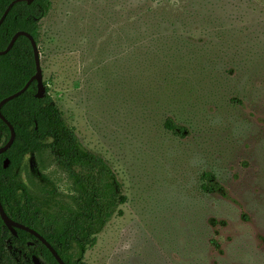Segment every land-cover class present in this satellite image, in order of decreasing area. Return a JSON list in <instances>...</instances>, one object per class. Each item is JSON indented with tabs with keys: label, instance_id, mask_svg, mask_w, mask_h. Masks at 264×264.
I'll return each mask as SVG.
<instances>
[{
	"label": "rangeland",
	"instance_id": "obj_1",
	"mask_svg": "<svg viewBox=\"0 0 264 264\" xmlns=\"http://www.w3.org/2000/svg\"><path fill=\"white\" fill-rule=\"evenodd\" d=\"M52 3L44 82L128 198L86 264H264V0Z\"/></svg>",
	"mask_w": 264,
	"mask_h": 264
},
{
	"label": "trees",
	"instance_id": "obj_2",
	"mask_svg": "<svg viewBox=\"0 0 264 264\" xmlns=\"http://www.w3.org/2000/svg\"><path fill=\"white\" fill-rule=\"evenodd\" d=\"M15 1L0 0V20ZM52 9V0L15 4L0 27V51H5L19 32L31 34L40 50L42 22ZM36 73L31 41L21 36L7 55L0 56V103L23 90ZM45 86L43 99L36 97L38 83L34 81L26 93L2 107L16 140L0 155V201L13 221L37 231L65 264H86L87 252L128 198L112 166L85 147L46 82ZM166 127L177 136L186 131L172 119ZM11 137L10 127L0 118V148ZM45 155L70 180V193L62 191L41 168L39 161H44ZM6 160L10 161L8 168ZM29 160L36 164L29 173L32 187L23 178ZM202 180L205 193L227 195L214 173H204ZM17 233L14 236L0 215V264H35L34 256L42 264H59L35 236L23 230Z\"/></svg>",
	"mask_w": 264,
	"mask_h": 264
},
{
	"label": "water",
	"instance_id": "obj_3",
	"mask_svg": "<svg viewBox=\"0 0 264 264\" xmlns=\"http://www.w3.org/2000/svg\"><path fill=\"white\" fill-rule=\"evenodd\" d=\"M28 2L29 4H31L34 0H16L15 2H13L9 7L8 9L6 10V12L4 13L3 17L1 18L0 20V27L2 26V24L4 23L6 17L8 16L9 12L11 11L12 7L19 3V2ZM21 36H25L27 37L30 41H31V44H32V47H33V50H34V55H35V61H36V66H37V73L36 75L30 80V82L25 86V88L23 90H21L20 92L4 99L1 103H0V118L6 123L8 124V126L10 127L11 129V132H12V137H11V140L8 142V144L2 148H0V155L2 154H5L7 153L11 147L13 146L15 140H16V132H15V129L14 127L7 121V119L4 117V115L2 114V107L22 96L24 93H26L28 91V89L30 88L31 84L36 81L38 83V93H37V98L38 99H43L46 95V86H45V82H44V73H43V68H42V64H41V56H40V50H39V47H38V44L36 42V40L34 39V37L29 34V33H26V32H19L17 33L10 45L8 46V48L1 52L0 51V56H3V55H7L11 50L12 48L14 47V44L16 43V41L18 40V38H20ZM10 164V161L9 160H6V163H5V168H8ZM0 215H1V218L3 220V222L5 223V225L9 228V230L14 234V236H17L18 233H17V230H23V231H26L30 234H32L33 236H35L38 240H40L49 250L50 252L53 254V256L56 258V260L58 261L59 264H65V262L62 260V258L60 257V255L58 254V252L53 248V246H51V244L49 242H47V240H45V238L43 236H41L37 231L23 225V224H20L18 222H15L13 221L8 215L7 213L5 212V209L0 201ZM35 264H42L41 260L37 257V256H34L33 258Z\"/></svg>",
	"mask_w": 264,
	"mask_h": 264
}]
</instances>
